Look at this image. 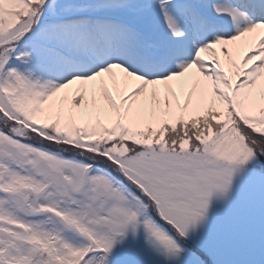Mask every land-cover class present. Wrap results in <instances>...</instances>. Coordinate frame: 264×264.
<instances>
[{
    "label": "snow or ice",
    "instance_id": "1",
    "mask_svg": "<svg viewBox=\"0 0 264 264\" xmlns=\"http://www.w3.org/2000/svg\"><path fill=\"white\" fill-rule=\"evenodd\" d=\"M0 264H264V0H0Z\"/></svg>",
    "mask_w": 264,
    "mask_h": 264
}]
</instances>
